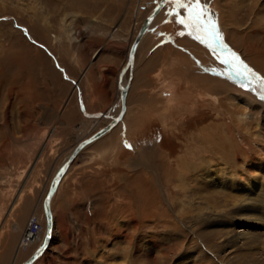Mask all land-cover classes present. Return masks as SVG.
I'll use <instances>...</instances> for the list:
<instances>
[{
	"label": "rangeland",
	"instance_id": "1",
	"mask_svg": "<svg viewBox=\"0 0 264 264\" xmlns=\"http://www.w3.org/2000/svg\"><path fill=\"white\" fill-rule=\"evenodd\" d=\"M158 1L0 0V264H22L41 245L19 243L33 214L45 236L42 199L63 162L41 156L36 129L20 127L21 104L32 110L26 89L51 86L54 71L66 79L60 58L77 48L79 58L99 53L122 70ZM180 1L183 20L199 15L202 26L184 28L173 3L160 13L162 31L149 32L138 51L117 144L109 158L74 160L52 204L54 243L35 264H264V225L252 245L232 242L239 214L264 222V147L249 135L264 137V0ZM209 21L220 43L205 30ZM205 57L218 76L204 74V66L214 72ZM233 62L247 73L237 75ZM209 159L237 184L207 191L195 168Z\"/></svg>",
	"mask_w": 264,
	"mask_h": 264
},
{
	"label": "crops",
	"instance_id": "2",
	"mask_svg": "<svg viewBox=\"0 0 264 264\" xmlns=\"http://www.w3.org/2000/svg\"><path fill=\"white\" fill-rule=\"evenodd\" d=\"M183 1L185 0L180 1V3L182 4ZM171 3H173V6L170 10H177L180 18L183 19L187 13L179 5V0L170 2L163 9V11ZM168 14L167 12L165 13V18H167ZM158 18L159 16L156 17L154 22H157ZM154 22L149 31L151 33L154 30L157 31L159 28L158 25L161 23L158 22L155 26ZM184 28H186L185 25ZM159 29L162 31L161 28ZM151 33H149V35ZM146 40L147 38L140 45V48L145 44ZM75 52H79L78 48L74 50L73 55L68 56V59L60 58V64L62 65L61 68L64 69L66 79L63 78L62 74L54 71L51 73V86L42 88L38 87L37 89H26L27 92H29L28 94L31 96L29 98V102L32 105V110H30L28 105L24 102L20 106V118H22L19 122L20 127L36 129V142L40 145L43 144L41 156L45 155L53 160L60 159L63 162L69 157L79 143L88 139L102 127L107 125L110 122L111 117L117 115L118 109L120 108V90L118 85L119 73L121 70H118L116 73L117 66L109 61L107 57H103L100 54L96 57V59L94 58V60L90 59L91 56L88 60H85L83 56L79 58V56L74 55ZM137 57L138 52L136 55V65ZM81 58H83V60H81ZM76 82H78L80 86V92L76 91ZM33 96L35 98H33ZM131 104L129 93L127 96V105L130 111L132 108ZM133 111L136 110L132 109V112ZM25 112H34L35 114L33 116H29L28 114L25 115ZM125 118L126 117L123 115L121 120H124ZM121 120L110 131L101 135L99 138L88 144V146L84 147L78 153V156L84 152H91L96 153L97 156L101 155L102 158H109L106 154L110 151V149H112V146L117 144L118 139L116 136L118 132L116 130L118 127L119 130L121 129L123 124L121 123ZM83 138L85 139L79 142ZM63 162L58 167H60ZM58 167H56L57 170L59 169ZM67 173L53 200L58 196ZM46 193L44 194L43 199ZM32 216L37 215L33 214L31 217ZM54 221L56 225V220L54 219ZM43 256L38 261H40Z\"/></svg>",
	"mask_w": 264,
	"mask_h": 264
},
{
	"label": "bare ground",
	"instance_id": "3",
	"mask_svg": "<svg viewBox=\"0 0 264 264\" xmlns=\"http://www.w3.org/2000/svg\"><path fill=\"white\" fill-rule=\"evenodd\" d=\"M174 0H168V1H166L165 3H164V5L162 6V7H160V9H159V11H158V13L152 18V20L150 21V23H149V25H148V29H147V31L142 35V37H141V39H140V42H139V44H138V46H137V48H136V53H135V57H134V62H133V66H132V78H131V80L129 81V75H128V78H127V73L129 74V69L124 73V75L122 76V78H121V80H120V82H119V86H121V87H127L128 86V92H127V96H128V94L130 93V89L132 88V82H133V79H134V70H135V61H136V55H137V52H138V49L140 48V45L145 41V39L147 38V36L149 35V31H150V29H151V26H152V24H153V22L155 21V19H156V17L157 16H159V14L163 11V9L170 3V2H173ZM154 9V8H153ZM151 13V12H150ZM150 15V14H149ZM143 25V24H142ZM142 27V26H141ZM99 55V53H95L94 54V56H93V60H94V58L96 59V57ZM209 60L208 58H206L205 57V60H204V65L205 64H210V66H211V68H212V70L214 71V72H209L208 73V71H209V69L207 68V67H205L204 66V74L206 75H211V74H215L216 76H218L219 75V72L217 73V63H214V62H210V61H207V60ZM202 60V59H201ZM211 60V59H210ZM212 61V60H211ZM187 63V62H186ZM219 66V65H218ZM211 70V69H210ZM219 70H221V69H219ZM120 74V73H119ZM224 76V75H223ZM228 77V76H227ZM207 79V78H206ZM224 80L226 79V78H223ZM208 80V79H207ZM192 82V81H191ZM214 82H216V81H214ZM209 83V82H208ZM78 85V84H77ZM210 85V84H209ZM217 85V84H216ZM212 87V86H211ZM229 91V90H228ZM172 95V94H171ZM127 96H126V103H125V112H124V116L126 115V113H127V111H128V106H127ZM120 101V100H119ZM120 109H121V106H120V108H119V110H118V114H119V112H120ZM117 114V115H118ZM117 115L116 116H112L111 117V119H113V118H115V117H117ZM111 121V120H110ZM121 121H123V119L121 120ZM122 123V122H121ZM120 123V124H121ZM116 126V125H115ZM114 126V127H115ZM113 127V128H114ZM251 137H250V139L251 140H253V141H257V142H262L263 143V147H264V137L261 135H259V136H256L255 134H249ZM204 136V135H203ZM207 136V135H206ZM253 137V138H252ZM248 138V137H247ZM81 141V140H80ZM78 143V142H77ZM86 146H88V144L86 145ZM85 146V147H86ZM242 148H244V147H242ZM245 149V148H244ZM247 149V148H246ZM235 150V149H234ZM243 151V150H242ZM235 152V151H234ZM218 153V152H217ZM219 154V153H218ZM217 155V154H216ZM255 155V154H254ZM70 156V155H69ZM78 156V155H77ZM77 156L74 158V160L77 158ZM248 156H250V155H248ZM216 157V156H215ZM214 157V158H215ZM247 157V156H246ZM219 158V157H218ZM218 158H215L214 159V161L215 160H217ZM251 158V157H250ZM237 159V158H236ZM67 160V159H66ZM65 160V161H66ZM74 160L72 161V163L70 164V166L68 167V169H67V171L65 172V174L63 175V177H62V179L60 180V182H59V184H58V187H57V189H56V192L54 193V195H53V197H52V199H51V201H50V211H51V215H52V230H51V236H50V240H49V242H48V244L46 245V248H45V250H44V253L42 254V256L45 254V253H47V251H48V249H50L51 247H52V245H53V243H54V239H55V235H56V225H55V221H54V216H53V211H52V201H53V198L55 197V195H56V193H57V191H58V189H59V186H60V184H61V182H62V180L64 179V177H65V175H66V173L68 172V170L70 169V167L72 166V164H73V162H74ZM212 160V159H211ZM64 161V162H65ZM248 161V160H247ZM64 162H63V164H64ZM219 162H221L220 160H219ZM62 164V165H63ZM61 165V166H62ZM200 165V164H199ZM199 165H197V166H199ZM219 164L218 163H214V162H212V161H210V159H209V161L206 163V165H205V167H203V166H201V167H197L196 165V167L197 168H195V166H193L195 169H197V172H199L200 174H201V178L202 179H204L205 180V182H206V186H207V188H209V189H207V191L208 190H210V191H213V190H216L217 191V189H219L220 190V188H218V187H224V186H227V185H229V184H234V185H236L237 184V182H233L234 181V177H233V174L231 173V172H225V169L223 168H216V166H218ZM60 166V167H61ZM188 165H186V167H187ZM59 167V168H60ZM259 167V166H258ZM192 167H190L189 169H191ZM187 169V168H186ZM253 168L251 167V166H249V170L251 171ZM184 172H186V171H184ZM196 172V173H197ZM188 174V173H187ZM192 175V174H191ZM190 175V176H191ZM195 177V176H194ZM200 178V179H201ZM192 179L194 180L195 178H193L192 177ZM201 179V180H202ZM187 180H188V177H187ZM196 180H198V177H197V179ZM203 181V180H202ZM204 182V183H205ZM195 185V184H194ZM248 185H250L251 187H253V184H251L250 182H246V188H247V190H249V186ZM182 186V185H181ZM197 186V185H196ZM248 186V187H247ZM183 187V186H182ZM200 187V186H199ZM187 188V187H186ZM190 189V188H189ZM203 189V188H202ZM197 190V189H196ZM222 190V189H221ZM259 190H261V188L259 189ZM201 191V190H200ZM219 192V191H218ZM213 194H216L215 192L213 193ZM256 194H258V193H256ZM217 196L216 197H219L218 196V193L216 194ZM219 195H220V192H219ZM199 196V195H198ZM232 196V195H231ZM257 196V195H256ZM201 197H203V195L201 196ZM213 197V196H212ZM233 197V196H232ZM206 198L207 197H205V199L204 200H206ZM262 198V197H261ZM260 198V199H261ZM263 198H264V196H263ZM224 199H226V198H224ZM232 199V198H231ZM238 198L236 197V200H237ZM243 199V198H242ZM230 200V199H229ZM252 200V201H251ZM226 201V200H225ZM231 201H233V200H231ZM245 201H246V204H250L251 202H253L254 200H253V198L252 197H249V198H246L245 199ZM241 202H242V200H241ZM263 202V201H262ZM214 203V202H213ZM233 203V202H232ZM227 204V203H226ZM257 205V204H256ZM255 205V206H256ZM263 205V204H262ZM236 206V205H235ZM215 207H217V206H215ZM245 208V207H244ZM233 209H235V208H233ZM237 209V208H236ZM246 209V208H245ZM217 211V210H216ZM243 211V210H242ZM218 212V211H217ZM232 212V211H231ZM237 212V211H236ZM254 212V211H253ZM147 213V212H146ZM234 213V212H233ZM238 213V212H237ZM252 214V213H251ZM254 214H256V213H254ZM258 214V213H257ZM35 215V214H34ZM237 215V214H236ZM133 217L132 218H134L135 216H134V214L132 215ZM218 216V215H217ZM227 216V215H226ZM256 216V217H255ZM253 218H252V216H249L248 214H247V212H246V214H239V216L236 218V220H235V226H236V228H239V231H237V230H235V231H237L235 234H234V236H233V240H232V242L233 243H235L234 245H250L251 243H255V241H256V239H257V233H258V231H257V229L258 228H260V227H263V225H264V222H262V218L261 217H259V216H257V215H255ZM45 217V216H44ZM179 217V216H178ZM264 217V216H263ZM32 218H35L36 220H37V222L40 224V221H38V217H36V216H33V217H31V219ZM180 218V217H179ZM220 218V217H219ZM145 217H143V223L145 222ZM147 220H148V218H146ZM218 219V218H217ZM223 219V218H222ZM181 220V219H180ZM224 220V219H223ZM134 222H137L136 220H134ZM211 222V221H210ZM218 222V221H217ZM222 222V221H221ZM220 223V222H219ZM148 224H149V222H148ZM155 224V223H154ZM165 224H167V225H170L168 222H166ZM176 224V223H175ZM207 224V223H206ZM211 224H212V222H211ZM147 225V224H146ZM150 225H151V223H150ZM178 225H180V224H178ZM177 225V226H178ZM205 225V224H204ZM41 226V225H40ZM206 226V225H205ZM136 227V228H135ZM17 228V227H16ZM134 228L135 229H137V230H139L138 228H139V226H138V224L136 225L135 224V226H134ZM205 228V227H204ZM178 229V228H177ZM195 229L197 230V228L195 227ZM206 229V228H205ZM253 229V230H252ZM18 230V229H17ZM194 230V229H193ZM208 231V230H207ZM225 231H227V230H225ZM232 231V230H231ZM198 232V231H197ZM224 232V231H223ZM234 232V231H233ZM43 233H44V229L42 228V235H40V231L38 230L35 234H29L28 232H27V234H26V232H25V234L23 235V237H22V239L20 240V250L22 249V248H26V247H28V246H30V245H32L33 243L35 244V243H37V242H41V245L44 243V239H45V236L43 237ZM211 233H213V232H211ZM226 233V232H225ZM262 233V232H261ZM264 233V232H263ZM262 233V234H263ZM210 234V233H209ZM224 234V233H223ZM180 236V235H179ZM209 236V235H208ZM219 236V235H218ZM218 236H216V237H218ZM224 236V235H223ZM229 236V235H228ZM210 237V236H209ZM24 238H28V242L26 243V245H25V241L24 240H26V239H24ZM153 238V237H152ZM162 238V237H161ZM203 238V237H202ZM219 238V237H218ZM229 238V237H228ZM157 239V241H158V239H160V237L158 238H156ZM224 239H225V237H224ZM182 240V239H181ZM219 240H221V239H219ZM260 240V239H259ZM149 242L148 243H153V247H155L156 245H155V243H154V241H153V239H151V240H148ZM160 241H161V239H160ZM159 241V242H160ZM218 241V240H217ZM226 241V240H225ZM229 242V241H228ZM258 242V241H257ZM256 242V243H257ZM261 242V241H260ZM157 243V242H156ZM161 243V242H160ZM178 243V242H177ZM211 243V242H210ZM228 244V243H227ZM136 245V244H135ZM147 245V244H146ZM160 245V244H159ZM158 244H157V249L159 250V248H161L162 246V244L159 246ZM222 245V244H221ZM226 245V244H225ZM252 245V244H251ZM229 246H230V244H229ZM249 248V247H248ZM251 248V247H250ZM224 249V248H223ZM222 249V250H223ZM229 249V248H228ZM232 249V248H231ZM158 250H157V252H158ZM201 251V250H200ZM231 251V250H230ZM233 251V250H232ZM174 253V252H173ZM198 253V252H197ZM235 253V252H234ZM241 253V252H240ZM251 253V252H250ZM254 253V252H253ZM229 254H231V252L229 253ZM233 254V253H232ZM236 254V253H235ZM238 254H239V252H238ZM242 254H244V253H242ZM247 254H249V253H247ZM249 255H251L252 256V253L251 254H249ZM41 256V257H42ZM166 256V255H165ZM184 256V255H183ZM241 256H243V255H241L240 254V256H238V257H240V258H242ZM41 257H39V259L41 258ZM182 257V256H181ZM181 257H180V259H181ZM195 257V256H194ZM227 257V256H226ZM231 257H233V255L231 256ZM235 257V256H234ZM233 257V260L236 258H234ZM246 258H247V256H245ZM255 257V256H254ZM167 258V257H166ZM166 258H165V260H166ZM193 258V257H192ZM202 258V257H201ZM243 258H244V256H243ZM246 258H245V260H246ZM39 259H37L35 262H33L32 264H35ZM184 259V258H183ZM188 259H189V257H188ZM221 259V258H220ZM172 260V259H171ZM201 260H203V259H201ZM205 260V259H204ZM238 260H239V258H238ZM245 260H244V262H245ZM249 260V259H248ZM198 261H199V259H198ZM240 261V260H239ZM253 261H254V259H253ZM166 262V261H165ZM182 262V261H181ZM205 262V261H204ZM210 262V261H209ZM234 262H236V261H234ZM252 262V261H251ZM197 263V262H196ZM177 264V263H176ZM183 264H184V262H183ZM201 264V263H200ZM231 264V263H230ZM250 264V263H249Z\"/></svg>",
	"mask_w": 264,
	"mask_h": 264
},
{
	"label": "water",
	"instance_id": "4",
	"mask_svg": "<svg viewBox=\"0 0 264 264\" xmlns=\"http://www.w3.org/2000/svg\"><path fill=\"white\" fill-rule=\"evenodd\" d=\"M168 1V0H160L159 2L156 3L154 9L151 11L150 15L147 16V18L145 19L142 27L140 28V30L138 31L136 37L134 38L129 51H128V56H127V61L124 65V67L122 68V70L120 71L119 74V82L122 78V76L124 75V73L129 69V81L132 78V66H133V62H134V57H135V53H136V48L140 42V39L142 37V35L147 31V27L150 23V21L152 20V18L158 13L160 7H162L164 5V3ZM119 99H120V112L117 115V117L111 119V121L105 125L104 127H102L100 130H98L96 133H94L91 137H89L88 139L84 140L83 142L79 143L74 150L72 151V153L70 154V156L67 158V160L64 162V164L57 170V172L55 173V175L52 177V180L49 184V188L48 191L43 199L42 202V207H43V212H44V216H45V220H46V234H45V239H44V243L42 245H40L33 253L30 257H28V259L26 261H24L22 264H32L33 262H35L43 253L44 250L46 248V245L48 244L49 240H50V236H51V230H52V215H51V211H50V201L54 195V193L56 192V189L58 187V184L60 182V180L62 179L63 175L65 174V172L67 171L68 167L70 166V164L72 163V161L74 160V158L78 155V153L87 145L90 144L91 142H93L94 140H96L97 138H99L101 135L107 133L108 131H110L122 118V116L124 115L125 112V103H126V96H127V92H128V86L127 87H121L119 86Z\"/></svg>",
	"mask_w": 264,
	"mask_h": 264
},
{
	"label": "snow or ice",
	"instance_id": "5",
	"mask_svg": "<svg viewBox=\"0 0 264 264\" xmlns=\"http://www.w3.org/2000/svg\"><path fill=\"white\" fill-rule=\"evenodd\" d=\"M197 7H199V5H197ZM190 13L194 12V9H190L189 10ZM179 23L184 24L186 27H192L193 29H199L202 26V21H201V17L199 15L196 16H191L188 21H185L183 19H181L179 21ZM205 30L207 31L209 37L216 43H220V37H219V33L216 29V26L214 23H212L211 21L208 22V25L205 26ZM199 38V37H198ZM209 47H211V44H209ZM223 63L228 64L229 60L225 59L223 61ZM233 65L235 67V71L237 75H243L247 73V68L243 67V66H235L234 62Z\"/></svg>",
	"mask_w": 264,
	"mask_h": 264
},
{
	"label": "built area",
	"instance_id": "6",
	"mask_svg": "<svg viewBox=\"0 0 264 264\" xmlns=\"http://www.w3.org/2000/svg\"><path fill=\"white\" fill-rule=\"evenodd\" d=\"M38 230H40V224L37 222L35 218L30 219L27 225V229L25 231L26 234L28 232L29 234L32 235L35 234ZM24 239H26L24 240L26 245V243L28 242V238H24Z\"/></svg>",
	"mask_w": 264,
	"mask_h": 264
}]
</instances>
